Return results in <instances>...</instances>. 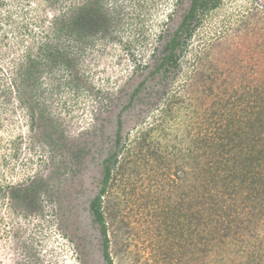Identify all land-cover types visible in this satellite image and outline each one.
<instances>
[{"label":"rangeland","instance_id":"1","mask_svg":"<svg viewBox=\"0 0 264 264\" xmlns=\"http://www.w3.org/2000/svg\"><path fill=\"white\" fill-rule=\"evenodd\" d=\"M107 2L124 6L121 20L115 17L113 38L98 40L82 55L78 67L87 81L80 89L72 90L64 79L44 78L47 92L41 103L45 108L41 124L29 126L25 108L16 100L6 103L0 98V264H105L97 233L83 221L80 202L73 200L79 189L91 186L95 192L98 187V177L86 176V185L80 182L86 164L92 166V155L84 146L97 142L102 131L109 130L108 118L117 112L112 98L121 89L129 91L139 84L143 74L139 75L136 64L150 60L159 34L172 23L170 14H176V0ZM42 8V0H0V78L7 79L12 56L21 53L22 21L41 19ZM33 36L38 40L41 35ZM32 38H26L27 42L31 44ZM263 78L264 0H220L201 16L174 77L168 78L165 96L159 97L157 84L151 88L147 82L140 88L138 95L146 104L144 118L136 125L127 121L123 137L129 131L125 142L132 147L142 129L158 120L161 123L149 140L161 158L143 149L146 156L140 160L138 174L117 178L102 197L112 264H191V246L186 240L180 247L175 223L165 211L179 194L176 148L186 145L188 129L200 122L213 99L239 95L241 89L252 88ZM208 85L212 91L205 89ZM50 89L54 92L48 95ZM174 93L179 103L159 120L165 99ZM96 128L104 130L98 134ZM52 137L59 145L50 142ZM97 146L90 148L91 154L99 150ZM33 180L45 181L53 194L41 195L42 212L11 197V186L20 189ZM167 226H171L170 233Z\"/></svg>","mask_w":264,"mask_h":264},{"label":"trees","instance_id":"2","mask_svg":"<svg viewBox=\"0 0 264 264\" xmlns=\"http://www.w3.org/2000/svg\"><path fill=\"white\" fill-rule=\"evenodd\" d=\"M219 1L176 0V14H170L172 23L159 34L152 57L148 62L136 64L139 75L143 74L142 80L129 91L121 89L112 98L113 111L117 109V112L116 116L108 118L109 130L96 128V132L102 131L98 141L84 146L89 156L92 155L89 158L91 165L98 168L86 164L80 182L86 185V176L98 177V187L95 192L91 186L83 188L82 193L79 189L73 200L84 208L83 221L95 229V239L101 242L105 264H112V259L102 197L117 178L138 174L140 160L146 156L142 154L143 149H147L148 155L161 158L153 141L149 140L150 134L161 123L158 120L142 129L131 142L132 147L125 142L129 131H125V139L123 137L127 121L136 125L144 118L146 104H142L138 95L140 88L147 82L151 83V88L157 84L159 97L165 96L170 86L168 78L174 77L201 16L215 8ZM42 2L44 16L38 20L33 18L32 22L22 21L25 34L18 38V52L21 53L12 56L7 79L0 78V98L6 103L16 100L25 108L31 127L36 122L41 124L45 117V108L41 106L47 92L44 78L64 79L63 83L72 90L80 89L87 81V76L78 67L82 55L95 47L98 40L113 38L115 17L124 8L123 4L110 6L107 0ZM35 34L41 35L38 40L33 36ZM29 37H34L31 44L26 40ZM166 76L167 80L163 81ZM205 89L212 91V86ZM52 90L48 95L53 94ZM179 101L176 93L170 94L165 99L166 106L162 107L159 120L171 114L173 104ZM203 111L200 122L188 129L186 145L176 148L179 194L175 204L165 211L175 223L180 247L186 240L191 246V264H264V232L261 234L264 230V78L252 88L241 89L239 95L233 93L225 100L213 99L211 107ZM46 132L50 133L47 127ZM50 142L59 145L56 138L52 137ZM95 143L99 150L91 154L90 148ZM89 171L93 174L89 175ZM48 191L42 180H33L20 189L10 187L12 198H17L18 203H27L28 208L37 212H42L41 195H53ZM111 220L113 222V218ZM170 227L167 226L169 233Z\"/></svg>","mask_w":264,"mask_h":264}]
</instances>
